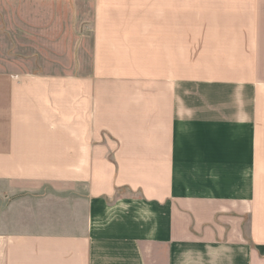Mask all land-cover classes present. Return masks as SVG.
Instances as JSON below:
<instances>
[{"label":"crops","instance_id":"1","mask_svg":"<svg viewBox=\"0 0 264 264\" xmlns=\"http://www.w3.org/2000/svg\"><path fill=\"white\" fill-rule=\"evenodd\" d=\"M145 240L264 264V0H0V264Z\"/></svg>","mask_w":264,"mask_h":264},{"label":"rangeland","instance_id":"2","mask_svg":"<svg viewBox=\"0 0 264 264\" xmlns=\"http://www.w3.org/2000/svg\"><path fill=\"white\" fill-rule=\"evenodd\" d=\"M115 202L113 201H106L105 205L96 207L97 210L99 211L101 215V224L105 225H112V224H120L122 222L130 225H142L144 227H149L150 226V216L145 214L144 218L141 220L137 219L136 213H131L130 211H127L125 205H114ZM78 204V205H77ZM65 206V205H64ZM69 207H76L77 209H85L86 208V200H83L81 197L77 198L74 201H69L66 204L65 209H69ZM115 209H118L116 211ZM125 211V212H122ZM124 213L128 214V218L120 220L117 219L120 214L124 215ZM82 216H80L81 218ZM131 234L135 233H129V242L131 243L132 240H138L134 239L131 237ZM139 244H140V240ZM144 255H145V264H168L167 256L168 253L163 247H160L159 245H154L153 243H148L147 240L144 242ZM140 259V258H139ZM171 260L169 261V263ZM170 264H188V245L187 246H181L178 247L176 253H175V258L173 259L172 263Z\"/></svg>","mask_w":264,"mask_h":264}]
</instances>
